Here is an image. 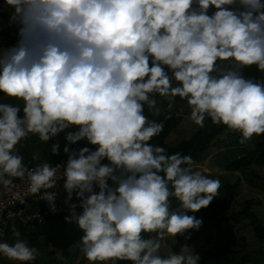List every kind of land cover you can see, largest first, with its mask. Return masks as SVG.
Wrapping results in <instances>:
<instances>
[{"label":"clouds","instance_id":"obj_1","mask_svg":"<svg viewBox=\"0 0 264 264\" xmlns=\"http://www.w3.org/2000/svg\"><path fill=\"white\" fill-rule=\"evenodd\" d=\"M16 43L0 50V186L27 181L52 213L63 181L65 221L82 231L90 264H200L193 247L161 255L168 238L190 239L195 213L220 196L221 181L194 170L190 155L153 144L164 130L151 120L157 96L185 101L189 119L264 135V0H4ZM3 9H0L2 11ZM3 18L0 17V20ZM3 30L0 24V31ZM24 163L31 136L61 154ZM83 143V146H79ZM59 173V174H58ZM177 202L173 206L172 201ZM191 213V214H190ZM0 241V255L35 264L39 250Z\"/></svg>","mask_w":264,"mask_h":264},{"label":"trees","instance_id":"obj_2","mask_svg":"<svg viewBox=\"0 0 264 264\" xmlns=\"http://www.w3.org/2000/svg\"><path fill=\"white\" fill-rule=\"evenodd\" d=\"M243 71L250 78L264 81V74L259 72L255 66L246 68ZM0 96L3 95L0 94ZM176 98L179 99V97ZM11 103L19 104L20 101L17 100V103L11 101ZM147 110L145 108V114L148 115L149 119L164 123V130L159 136L154 137L151 142L165 147L169 154L179 152L182 155H190L193 159V167L205 159L203 155L206 151L215 145L222 134L229 130L224 125L213 124L209 118L205 120L203 127L197 126L189 137L172 143L171 138L177 126L190 113L186 102L181 100L180 107L177 108L178 111L168 113L166 116L160 118H155L152 112ZM230 133L235 134L236 132L230 131ZM251 142H253V147L238 156L235 160H232L228 165L230 168L243 172L254 166L264 167V135L254 136ZM41 158L54 164L57 160L65 161L67 156L56 157L55 159H48L45 156ZM39 162L35 160L29 161L26 162V165L34 166ZM235 189L236 184H227L221 187L220 196L215 198L209 207L195 213L197 218H203L202 227L199 231L193 230L190 239L186 240L183 237L175 238L174 252H177L184 242L188 244L197 242L199 237L204 236V241L197 252L201 256L200 264H254L251 255L247 252L245 237L240 234L238 227H240L241 220L248 219L250 225L253 227L255 236L259 240H264V222L252 208V201L245 200L237 211L231 210L235 197ZM50 219L58 223L57 225H50L51 229H59V224L62 223L64 227L72 229L71 231L75 232V239L80 240V237L83 235L77 225L67 223L63 216H49L47 217V223ZM15 228L21 235L30 237L32 240L39 236L37 230L46 228V225L41 228L15 225ZM12 229L13 225H10L4 232L3 239L7 238L5 239L6 241L14 242L16 237L13 236ZM33 229L36 231H33Z\"/></svg>","mask_w":264,"mask_h":264},{"label":"rangeland","instance_id":"obj_3","mask_svg":"<svg viewBox=\"0 0 264 264\" xmlns=\"http://www.w3.org/2000/svg\"><path fill=\"white\" fill-rule=\"evenodd\" d=\"M0 9H3L0 11V17L3 18L0 20V24L3 26V30L0 31V50H3L7 46L16 43L17 29L15 25L11 27L8 26L9 11L7 6L4 5V0H0ZM244 75L247 76L245 73ZM156 98L158 101L157 106L161 109V112L159 115H154L152 113L155 118H160L162 116H166L168 113L178 111L177 108H179L181 104L180 98H175V104L171 109H169L168 101L166 99L159 96ZM11 101H15V103H17V100L4 95L0 96V103H11ZM16 105L21 107L23 106L21 101ZM189 115L190 113L186 115L179 126H177L171 138L172 143H176L189 137L196 129L197 125L189 119ZM230 131L228 130L222 134L216 141L215 145L210 147L203 155L205 159L202 163H199L193 168L194 170H200L205 174L210 175L212 178H218L221 181V187L227 184H236L235 197L232 202L231 210L237 211L245 200L252 201V208L255 210L258 217L264 222V167L254 166L241 172L228 166L232 160H235L238 156L253 147V142L251 141L242 145L239 142L240 135H237L239 133L232 134ZM58 139L61 143V154L59 156L51 154L50 144L55 141L49 142L48 145L41 142L37 136H31L27 141L22 142L23 147L20 148V152L24 156V163L26 164V162L34 161L32 159V155L37 152L40 153L41 157L45 156V158L48 159L63 157L65 155L63 153V145L65 143L63 134H61ZM83 143L84 142H81L79 146H83ZM172 204L174 207L177 206V202L175 200L172 201ZM52 224L57 225L58 223L56 221H52L51 226ZM51 226L47 225L46 228L37 230V232H39V236L33 238L32 240L30 237L23 235H20L19 239H23L30 247H35L39 250L40 256L35 264H75V260L72 259V245L73 239L75 240V232H72V229L64 227L62 223L59 224V229H51ZM238 229L240 230V234L245 237L247 245L246 249L251 255L254 264H264V240H259L255 236L253 227L250 225L248 219L241 220V224ZM33 231L36 230L33 229ZM203 238L204 236H201L197 242L190 244L184 242L183 245L187 244L198 252L200 250V245L204 241ZM175 243V238H168L165 242H163L161 255H168L171 252H174L173 246ZM181 247L177 252L180 251ZM5 258L7 257H4L3 259ZM11 262L18 264L16 261Z\"/></svg>","mask_w":264,"mask_h":264},{"label":"built area","instance_id":"obj_4","mask_svg":"<svg viewBox=\"0 0 264 264\" xmlns=\"http://www.w3.org/2000/svg\"><path fill=\"white\" fill-rule=\"evenodd\" d=\"M62 162L64 160H57L54 164ZM62 185L63 181L60 182L59 188L53 189V191L60 192V198L57 201L59 210L56 213H52L47 202L40 200L39 196L25 195L24 203L16 198L15 193L26 191V180H14V186L10 188L0 186V239L4 238V232L10 225L41 228L46 225L49 216L65 217L69 215L67 207L63 203L66 193H64Z\"/></svg>","mask_w":264,"mask_h":264},{"label":"crops","instance_id":"obj_5","mask_svg":"<svg viewBox=\"0 0 264 264\" xmlns=\"http://www.w3.org/2000/svg\"><path fill=\"white\" fill-rule=\"evenodd\" d=\"M202 163V162H200ZM52 221L55 220H48V223H46L47 225H51ZM76 240V241H75ZM73 239V255H72V259L75 260V264H90V262L83 256L82 252L80 251V245L78 244L79 239ZM0 241H6L5 239H0ZM9 242V241H7ZM12 243V242H9ZM3 255H0V264H14L13 262H11L12 260H8V258L3 259Z\"/></svg>","mask_w":264,"mask_h":264}]
</instances>
